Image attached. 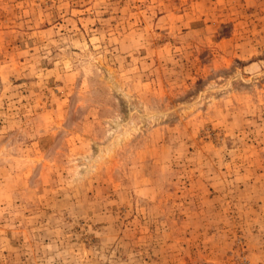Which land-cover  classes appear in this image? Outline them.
Returning <instances> with one entry per match:
<instances>
[{"label": "rangeland", "instance_id": "rangeland-1", "mask_svg": "<svg viewBox=\"0 0 264 264\" xmlns=\"http://www.w3.org/2000/svg\"><path fill=\"white\" fill-rule=\"evenodd\" d=\"M0 264H264V0H0Z\"/></svg>", "mask_w": 264, "mask_h": 264}]
</instances>
